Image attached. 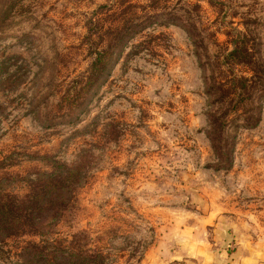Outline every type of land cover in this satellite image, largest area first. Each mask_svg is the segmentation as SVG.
<instances>
[{
	"label": "rangeland",
	"instance_id": "obj_1",
	"mask_svg": "<svg viewBox=\"0 0 264 264\" xmlns=\"http://www.w3.org/2000/svg\"><path fill=\"white\" fill-rule=\"evenodd\" d=\"M112 25L136 33L85 111L43 126L61 79L90 61L88 38ZM237 33L264 66V0H0V165L79 159L78 210L59 230H86L106 264H264V93L228 112L233 126L258 108L233 128L228 169L205 137L199 64ZM15 245L0 244V264H18Z\"/></svg>",
	"mask_w": 264,
	"mask_h": 264
},
{
	"label": "trees",
	"instance_id": "obj_2",
	"mask_svg": "<svg viewBox=\"0 0 264 264\" xmlns=\"http://www.w3.org/2000/svg\"><path fill=\"white\" fill-rule=\"evenodd\" d=\"M119 27L112 25L99 30L97 43L88 38L90 61L82 73L61 79L56 101L43 126L77 122L136 33ZM231 43V48L199 64L205 95L210 97L205 137L215 159L214 167L223 170L232 161L233 128L251 126L258 117L257 108L255 115L248 114L242 118V124L232 126L228 112L240 111L255 95L260 97L264 93V66L255 57L248 38L237 33ZM203 57L210 58L206 53ZM237 65L246 66L252 74L235 71ZM33 159L42 162L45 168L19 174L3 170L0 165V244L16 241L18 264H106L86 230L66 233L59 230L60 226L72 227L68 224L78 210L77 190L85 183L79 159L65 163L47 154ZM18 182L24 184L21 193L8 190V185Z\"/></svg>",
	"mask_w": 264,
	"mask_h": 264
}]
</instances>
